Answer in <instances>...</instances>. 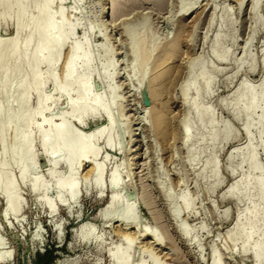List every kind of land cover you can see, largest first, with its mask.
Listing matches in <instances>:
<instances>
[{"label":"rangeland","instance_id":"rangeland-1","mask_svg":"<svg viewBox=\"0 0 264 264\" xmlns=\"http://www.w3.org/2000/svg\"><path fill=\"white\" fill-rule=\"evenodd\" d=\"M36 6V0H29L20 30L17 8L5 15L1 7L0 40L22 45L30 35L29 21ZM185 9L191 11L182 16ZM51 10L64 12L63 22L76 27L72 42L77 40L93 55L94 96L111 105L114 146L105 140L95 144L100 151L95 164L105 170L102 193L95 186L90 162L75 167V175L61 162L52 176L40 133L31 128L38 165L24 183L20 166L13 164L20 151L14 124L4 143L0 130V169L7 171L6 182L15 184L22 203L12 216H5L6 201L0 196L1 264H112L108 254L127 253L128 248L131 264H256L252 247L264 228L245 251L237 225L258 203L245 197L253 190L242 193L236 186L264 180V0H56ZM69 46L56 64L58 83L63 82ZM148 52L149 59L140 61ZM221 55L226 57L219 60ZM109 62L114 65L110 76H100ZM14 64L12 58L9 66ZM39 70L46 78V66ZM203 72L211 79L207 88ZM190 82L196 86L188 102L198 87L200 109L209 115L203 126L184 104L183 88ZM109 86L117 92L114 102ZM42 93L52 98V105L35 124L42 118L57 123L70 112L66 98L51 83ZM248 93L256 96L257 108L244 112ZM30 99L29 110L36 112V94ZM72 99H77L76 93ZM0 103L4 120L7 114H18V103H6L1 84ZM71 120L72 129L82 134L107 125L101 114L88 117L83 125ZM186 123L188 139L182 134ZM248 123L250 133L245 129ZM46 129L47 125L42 128ZM214 133L216 142L211 140ZM250 156L255 162L243 163ZM113 172L121 178L116 189L111 186ZM69 177L78 180L80 199L75 204L69 193L59 197L56 189L57 180ZM35 179L49 189L32 192ZM113 195L118 196L117 204L108 210ZM45 201L54 203L53 214ZM132 209L136 219L125 221ZM82 234L90 236L84 239Z\"/></svg>","mask_w":264,"mask_h":264},{"label":"bare ground","instance_id":"bare-ground-1","mask_svg":"<svg viewBox=\"0 0 264 264\" xmlns=\"http://www.w3.org/2000/svg\"><path fill=\"white\" fill-rule=\"evenodd\" d=\"M36 1V11L29 21V28L31 30L30 35L23 42V44L20 45L16 41L4 43L0 40L1 94L6 99V103L17 102L19 106V112L17 115L7 114L8 116L4 120V106L0 103V130L3 143L5 142L6 133L9 130L10 125L14 124V137H16V140L19 143L20 151L18 152L17 156L14 155L16 156V161L14 159L15 162L13 161V164L20 166L21 179L25 183L28 177V172L30 170H34L35 172L38 165L37 158L34 153L35 142L33 141V132H31V128H37L40 133L41 148L43 150L44 156L49 160V171L52 176H54L55 168L61 162L65 164L71 174L75 170V167H77L78 165H80L81 167L90 162L93 167L91 172L93 174H96L95 186L101 188L100 190L102 191L103 176L105 170L103 165L95 164L100 156V151L95 147V144L97 142H100L101 140H105L111 147L114 146L112 136L114 132L115 120L110 113L111 105L107 103L103 99V97L94 96V88L92 84V80L95 75V72L93 70V55L90 51H88L89 49L87 50L84 49L85 47L83 48V44H80V42H76L77 40L74 43L72 42L73 36L76 31L75 25L65 24L63 22V11H60L58 14L52 12L51 9L56 0ZM28 4L29 0H14L13 3L7 0H0V8L3 7V14L5 15L9 14L14 8H17L15 19L19 30L23 27V21L26 17V9ZM256 7L257 4L254 5L253 9L255 10ZM119 8L120 7L116 6L115 12H118L120 10ZM190 11L191 9H185L182 12V16L187 15ZM131 32L129 33L131 34ZM133 33L135 32L133 31ZM130 36L132 37V35ZM34 41L35 44L32 51L27 52L28 48ZM218 42L219 38L217 40V43ZM69 44L70 46L68 47V57L64 63L63 82L58 83L55 77L56 64L60 60L63 50ZM150 54L151 53L147 54L146 56L143 55L142 57H140L142 59L139 58V60H142V62L147 61L150 57ZM225 57L226 55H221L218 56V59L222 60ZM12 58L15 59V64L14 66L10 67L9 63ZM139 60L138 62L136 61L137 66L139 65ZM112 62H109L107 66L104 67L103 71L100 73V76H104L106 78L110 76L109 72L111 73V71L109 70L114 66L112 65ZM41 66H46V68L48 69L46 78H43V76L40 74L39 69ZM202 81L205 88H207L211 83V79L207 77L204 72L202 73ZM48 83H51L53 85L54 91L66 98V102L70 107V112L68 114L60 116L61 119H59L57 123H54L52 119L42 118L40 119V124H35L36 118L42 116L47 108L52 105V98L42 93L43 89L46 85H48ZM194 86H196L195 82H190L184 86V104H186L190 108V110L198 116V121L203 126L207 121H209V115L206 111H202L200 109L199 100L202 97L201 90L197 87L195 98L191 102H188L187 100L189 93L195 90ZM109 89L112 94V101L114 102L116 101L117 92L111 86H109ZM73 93L77 94V99H72ZM13 94L17 95L14 96ZM32 94H36L38 99L36 112H31L29 110V104L31 100L30 97ZM248 97L249 101L244 109V112L254 111L257 108L256 96H254L253 94L249 96L248 93ZM100 114L106 118L107 125L103 127L99 126L96 129L92 130L90 133H85L86 135L78 132L77 130H73L70 125V122L72 121L71 119H75L76 122H79L83 125L88 117L97 118ZM210 123L214 128L215 123L211 120ZM45 125L48 126V130H42ZM251 126L252 125L250 123L246 125L245 129L248 133H250ZM9 132H11V130ZM182 134L186 139L190 138V125L188 123L185 124L184 129L182 130ZM217 139L218 135L217 133H214L211 140L213 142H216ZM16 145L14 144V146ZM17 147L18 145L16 146V150ZM5 153H8V151L6 150ZM14 154L17 153L14 152ZM14 156L12 155V157ZM245 161H251L253 164L255 162V157L250 156L249 159L245 158L243 160V163ZM91 172L90 176L92 174ZM73 174L75 175V173ZM7 175V171L1 168L0 196H2L4 201H6L5 216H12V214L15 213L16 210H19L22 203L16 193L15 184L13 182H6ZM119 179L121 178L118 177V174L113 172L110 179L113 189L119 187ZM76 181L78 180L70 177L62 180H57L56 189L59 197H61L65 193H69L70 201L74 202L75 204L78 198L80 199V190ZM31 189L32 192H38L41 190L47 191L49 188L48 186L43 185V183H41L39 179H35L32 182ZM236 189L241 190L242 193L253 190L252 194L248 193V195H246L245 197H247V202H251L252 204L258 203V206L255 208V210L251 213H248L244 217L242 222L237 225L238 240L241 241L244 250L248 251V246L253 237L256 234H260L261 229L264 228V180L256 179L254 180L252 185H245V187L238 184L236 186ZM236 189L233 188L229 191L230 193H233V191ZM103 192L104 190L102 191V193ZM117 197L113 195L109 198L106 206L108 210L113 208L117 204ZM184 204L188 210L190 208V203L187 201V198L184 199ZM46 206V208L50 210V213L53 214L56 211V207L53 202H46ZM131 212H134V210L132 209L130 210V212L126 213L127 216H125L124 218L125 221L136 219L134 214H132ZM108 216L110 217V214ZM108 216L106 218H108ZM84 229L85 227H83V230H80H82L83 232ZM89 236L90 235H83V237L81 238L87 239L89 238ZM155 241L158 246H162V244L159 242L160 240L157 239ZM126 251L127 253H121L120 250L113 253L108 252L110 253L108 254V256L111 259L112 264H131V258L128 254L129 248ZM9 255L7 254V256ZM252 255L256 264H264V232L260 234V237L252 247ZM1 259H3V257L0 258V264ZM139 264L144 263L141 262ZM214 264H217L216 261H214Z\"/></svg>","mask_w":264,"mask_h":264}]
</instances>
